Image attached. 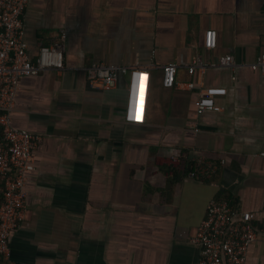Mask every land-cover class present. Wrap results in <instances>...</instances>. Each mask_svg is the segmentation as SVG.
<instances>
[{
    "label": "crops",
    "instance_id": "obj_1",
    "mask_svg": "<svg viewBox=\"0 0 264 264\" xmlns=\"http://www.w3.org/2000/svg\"><path fill=\"white\" fill-rule=\"evenodd\" d=\"M23 21L31 59L65 32L64 67L20 79L10 121L40 140L3 264H196L189 239L213 198L254 214L247 260L264 261V74L248 67L264 51V0H29ZM223 55L233 68L188 71ZM94 62L149 72L142 123L125 120L126 75L88 86ZM169 62L194 87L163 86ZM199 89L221 109L197 115ZM181 159L217 170L197 179Z\"/></svg>",
    "mask_w": 264,
    "mask_h": 264
},
{
    "label": "built area",
    "instance_id": "obj_2",
    "mask_svg": "<svg viewBox=\"0 0 264 264\" xmlns=\"http://www.w3.org/2000/svg\"><path fill=\"white\" fill-rule=\"evenodd\" d=\"M28 1L0 0V264H3V259L9 252L10 234L24 222V185L27 172L34 167L33 150L40 140L39 135L15 128L10 121L20 79L42 71H60L64 67V31H60L49 44L41 45L35 59L29 57L23 40V17ZM203 44L206 49L215 47V30L205 31ZM177 66L175 62L162 66V85L194 87L192 82L176 83ZM195 66L233 68L235 63L231 55H223L210 63L194 61L188 71L191 73ZM248 67L264 74V51L248 63ZM119 74L127 76L125 120L142 123L147 104L149 72L95 62L86 67V79L90 88L111 89L115 87ZM198 94L195 104L197 115L204 110L221 109L215 104L213 97L203 89H199ZM137 119L140 121L136 122ZM261 155L264 156V152ZM216 170V163L199 162L195 171L189 172L188 175L204 180L210 178ZM254 218L253 213L241 210L227 199H211L195 234L189 239V242L198 248L199 258L196 264H249L248 248L259 234ZM255 264H264V261Z\"/></svg>",
    "mask_w": 264,
    "mask_h": 264
},
{
    "label": "trees",
    "instance_id": "obj_3",
    "mask_svg": "<svg viewBox=\"0 0 264 264\" xmlns=\"http://www.w3.org/2000/svg\"><path fill=\"white\" fill-rule=\"evenodd\" d=\"M196 162L190 159H181V163H180V168H183L185 173L191 172V171H195L196 169ZM2 186V184L0 183V187ZM227 199L229 201H231L229 198H224ZM232 202V201H231Z\"/></svg>",
    "mask_w": 264,
    "mask_h": 264
}]
</instances>
